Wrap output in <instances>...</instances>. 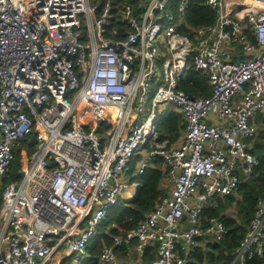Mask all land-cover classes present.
Returning <instances> with one entry per match:
<instances>
[{"label":"built area","instance_id":"2783aa9c","mask_svg":"<svg viewBox=\"0 0 264 264\" xmlns=\"http://www.w3.org/2000/svg\"><path fill=\"white\" fill-rule=\"evenodd\" d=\"M192 0H0V264H76L134 177L162 159L168 192L98 254L119 264L131 244L149 264H204L193 252L220 242L214 197L236 193L259 165L251 152L264 114V0H203L211 23L185 20ZM210 94L180 88L185 69ZM180 114L176 144L157 125ZM32 131L19 177L4 183L19 139ZM264 255V197L230 264Z\"/></svg>","mask_w":264,"mask_h":264},{"label":"trees","instance_id":"16d2710c","mask_svg":"<svg viewBox=\"0 0 264 264\" xmlns=\"http://www.w3.org/2000/svg\"><path fill=\"white\" fill-rule=\"evenodd\" d=\"M233 1L235 14L241 5L236 0ZM184 16L189 24L199 26L211 23L214 20L215 12L204 5L203 0H192ZM179 84L180 88L193 96H207L210 94V84L207 76L194 72L190 64L185 69ZM255 117L258 122L262 121V123L259 125L251 152L259 160V165L244 182L238 184L236 190L237 196L235 194L228 195L223 200L214 197L212 200L215 201V204L207 205L203 208V216L220 217L223 219L227 230L220 242L209 244L208 252L199 249L193 252V256H195L197 262L230 264L233 252L253 215L257 200L264 197V116L257 113ZM181 126H184V124L180 114L167 107L161 114V119L158 123L160 139H168L169 142H173L178 138ZM34 147L35 135L32 131L19 139L18 145L15 147L10 170L4 179V183L12 181L19 176L18 170L22 155L30 152ZM162 164V159L156 157L153 166L145 168L142 173L134 177L141 185L137 198L133 201L117 200L115 206L102 219L96 233L87 241V256L76 264H102L98 261V254L101 248L105 245H111L114 235H125L133 229L139 220L153 209L156 200L168 192L166 187L160 186L163 176ZM231 204L235 205V217L225 213L227 207ZM133 242L117 246L115 248L116 254L124 257L126 252L132 247ZM154 257L155 249L152 247L144 249L143 254L140 256L141 260L146 263H149ZM67 261V258H64L59 264H71ZM246 264H264V255L253 257L247 260Z\"/></svg>","mask_w":264,"mask_h":264},{"label":"crops","instance_id":"0c3cea01","mask_svg":"<svg viewBox=\"0 0 264 264\" xmlns=\"http://www.w3.org/2000/svg\"><path fill=\"white\" fill-rule=\"evenodd\" d=\"M244 1H247V2H249V0H244ZM249 3H254L255 5H256V3L257 2H249ZM259 114H261V113H259ZM262 116H264V114H262ZM182 120V119H181ZM255 120H256V117H255ZM256 122L258 123V125H260V123H262V121H257L256 120ZM259 128V127H258ZM179 138H180V136H178V138L176 139V140H174L173 141V144H176L177 142H178V140H179ZM163 140V139H162ZM168 140V139H167ZM255 140V139H254ZM172 143V142H171ZM253 146H254V142H253ZM161 167H163V165L161 166ZM165 185H168V183H167V181H164V180H162V184L160 183V186L161 187H165ZM167 189H168V187H166ZM137 190V189H136ZM136 192V191H135ZM135 192H133V193H129V192H126V193H124L123 194V200L124 199H131V198H133L134 196V193ZM236 194V193H235ZM224 199V198H223ZM223 199H221V200H223ZM215 204V201H212V203H210V204H208V205H214ZM207 206V205H206ZM197 249H199V248H197ZM199 250H201V249H199ZM206 251V250H205ZM206 252H208V251H206ZM141 255L143 254V253H140ZM141 255H139L138 253H136L134 250H133V248L131 247L127 252H126V254H125V256L124 257H120V256H118V258H119V260H120V263L121 264H124L125 262H126V264H149L150 263V261H149V263H146V262H143L142 260H141V258H140V256Z\"/></svg>","mask_w":264,"mask_h":264},{"label":"rangeland","instance_id":"374dc122","mask_svg":"<svg viewBox=\"0 0 264 264\" xmlns=\"http://www.w3.org/2000/svg\"><path fill=\"white\" fill-rule=\"evenodd\" d=\"M253 1H254V2H260V1H262V0H249V2H253ZM160 119H161V116H160V118H159V121H160ZM159 121L157 122V125H158ZM19 170H20V166H19ZM19 170H18V173H19ZM18 175H19V174H18ZM18 177H19V176H18ZM18 177H17V178H18ZM235 195L237 196V193H236ZM225 213H226L227 215H229V216L235 217V216H236L235 205H234V204H231L230 206H228L227 209H226V211H225ZM67 260H68L67 262L71 263V258H70V257H68ZM205 260H206V258H205ZM71 264H72V263H71ZM119 264H121V263H119ZM124 264H126V262H125ZM204 264H210V263L204 261Z\"/></svg>","mask_w":264,"mask_h":264},{"label":"water","instance_id":"95a60500","mask_svg":"<svg viewBox=\"0 0 264 264\" xmlns=\"http://www.w3.org/2000/svg\"><path fill=\"white\" fill-rule=\"evenodd\" d=\"M140 187H141V185H139L138 187H137V190H136V192L134 193V197L133 198H131V199H124V201H133L134 199H136L137 198V196H138V193H139V189H140Z\"/></svg>","mask_w":264,"mask_h":264},{"label":"bare ground","instance_id":"6f19581e","mask_svg":"<svg viewBox=\"0 0 264 264\" xmlns=\"http://www.w3.org/2000/svg\"><path fill=\"white\" fill-rule=\"evenodd\" d=\"M257 3H260V2H257ZM257 3H256V5H259V4H257ZM252 4H254V3H252Z\"/></svg>","mask_w":264,"mask_h":264}]
</instances>
